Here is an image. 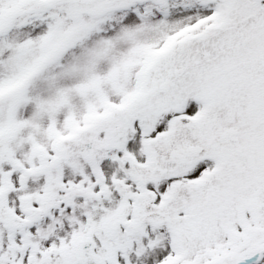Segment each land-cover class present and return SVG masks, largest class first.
Segmentation results:
<instances>
[{
  "label": "snow or ice",
  "instance_id": "6c2138e0",
  "mask_svg": "<svg viewBox=\"0 0 264 264\" xmlns=\"http://www.w3.org/2000/svg\"><path fill=\"white\" fill-rule=\"evenodd\" d=\"M0 264H264V0H0Z\"/></svg>",
  "mask_w": 264,
  "mask_h": 264
}]
</instances>
